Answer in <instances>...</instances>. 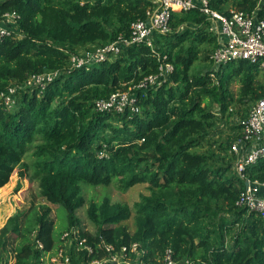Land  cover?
Returning a JSON list of instances; mask_svg holds the SVG:
<instances>
[{"label": "trees", "instance_id": "obj_1", "mask_svg": "<svg viewBox=\"0 0 264 264\" xmlns=\"http://www.w3.org/2000/svg\"><path fill=\"white\" fill-rule=\"evenodd\" d=\"M230 1L235 10L264 20V0L209 4L228 16L225 7ZM150 6L147 0H0V16L16 13L22 35L0 40V93L29 75L63 71L44 89L20 90L10 109L0 103V188L37 141L31 166L40 197L62 206L68 213L64 231L79 227L93 248L91 254L70 253L71 264L104 259L108 255L104 244L118 253L133 243L144 253L138 258L141 264H162L168 249L175 264H264V219L235 206L244 182L234 171L229 174L232 164L212 153L195 152L216 124L204 101L211 98L221 116L230 115L235 101L253 104L264 96V71L239 60L222 66L215 80L210 71L191 74L198 50L204 44L216 47L210 20L197 10L172 14L170 32L155 35V51L136 44L114 59L64 69L77 48L127 37L130 24L144 19ZM155 52L167 55L173 72L163 83L132 91L144 77L156 73ZM232 81L239 84L237 98L229 90ZM124 91L134 95L137 112L94 109L95 101ZM247 114L244 110L241 119ZM229 144L217 149H229ZM246 172L249 179L264 181V160ZM17 176L20 180L26 174L19 170ZM113 181L123 191L146 185L148 193L140 196L133 212L108 198L100 204L91 202L87 217L96 230L84 231L74 217L85 203L81 183L109 186ZM217 202L233 211V219L222 224L225 233H234L229 248L223 233L218 242L212 240L214 230L205 222ZM50 214L48 206L39 205L11 215L0 229V264L11 260L39 264L41 252L35 241L49 252L59 240ZM11 239L19 244L9 249Z\"/></svg>", "mask_w": 264, "mask_h": 264}, {"label": "built area", "instance_id": "obj_2", "mask_svg": "<svg viewBox=\"0 0 264 264\" xmlns=\"http://www.w3.org/2000/svg\"><path fill=\"white\" fill-rule=\"evenodd\" d=\"M151 6L146 10L144 19L132 22L129 26L127 37L119 36L115 41L104 46L91 48L83 53L72 54L69 58L68 69L88 67L105 60L119 56L124 49L143 44L155 51V35H165L170 32L172 14L197 10L210 20L212 33L216 37V47L210 55L211 63L218 70L231 61L244 60L257 65L264 71V20L255 18L254 13L230 11L224 15L213 10L209 0H147ZM263 1V0H258ZM18 16L14 12L4 13L0 16V40L4 38H21L17 28ZM158 63L157 71L148 75L132 88L145 90L168 80L173 72V65L166 54L155 52ZM218 70H211L210 77ZM63 71L55 70L49 73L29 75L23 83L13 84L5 92L0 93V103L7 109L15 104V97L20 90L27 88L44 89L53 79L58 78ZM214 80V79H213ZM136 99L131 92H115L107 99L95 101L94 109L99 112L115 111L122 113L126 109L137 112ZM238 133L229 144V153L235 157L233 171L244 182V189L236 200L235 206L264 219V181L249 179L246 169L264 160V96L256 100L250 107L248 114L241 121ZM60 240L74 242L77 253L85 250L93 253V248L87 244L85 237L80 234V229L70 227L61 232ZM138 243H133L128 248L122 247L120 252L114 251L113 246L104 244L103 249L108 254L102 260H93L90 264H127L128 259L134 255L137 264L143 251L138 250ZM35 249L41 252L39 264H71V255L65 256L62 250L54 253L44 252L43 245L35 241ZM78 257V256H77ZM133 258V257H132ZM186 264H193L186 261ZM162 264H175L171 259V250H166Z\"/></svg>", "mask_w": 264, "mask_h": 264}, {"label": "rangeland", "instance_id": "obj_3", "mask_svg": "<svg viewBox=\"0 0 264 264\" xmlns=\"http://www.w3.org/2000/svg\"><path fill=\"white\" fill-rule=\"evenodd\" d=\"M233 2L230 1L225 10L227 11H236L233 7ZM209 31H211V27H209ZM213 34V33H212ZM90 47H79L77 48V53H83L87 50H92ZM199 58L192 66L190 73L191 74H201L203 75L205 72L211 70H218L210 61V55L214 51V48L211 44H204L199 50ZM216 73H214L213 79H216ZM229 90L231 94L237 98L239 92V84L237 81H232ZM207 102V103H206ZM209 104L208 108L215 114L216 116V124L215 127L210 129V136L204 141L201 147L197 148L195 152L197 153H212L215 158L223 159V163L232 164V168L229 174L233 173V164L235 161V157L229 153V149L225 147V149L218 150V146L220 144L230 143L236 134L238 133L237 126L241 123V116L244 114V110L249 111L252 102L247 105L238 104L236 101L230 107V115L226 114L225 116H221L218 113V107L214 103L211 98H208L204 101V104ZM37 141H35L32 145H30L27 149V152L22 159L20 166H18L12 175L9 178L8 183L0 188V229L5 224L6 220L16 213L17 211L26 212L31 207H36L39 205H46L51 209V218L54 221V231L53 234L55 237L58 236V243L53 248L51 253H54L58 250H62L66 257L70 253L77 254L76 244L72 241L63 242L60 240V234L66 228V216L67 211L60 205H52L46 203L40 197V191L38 187L37 180L32 178L33 170L31 166V155L34 149V146L37 145ZM225 146V145H223ZM222 163V160L220 161ZM25 166V167H24ZM21 170L25 172L26 176L23 179H18L17 172ZM18 185V187H17ZM146 185H136L132 188L126 189L125 191L119 188V183L113 181L109 186H90L84 183H81V194L84 199V206L78 209L74 213L75 219L80 223V228L88 233H94L96 227L92 222L89 221L87 217V208L91 202L100 204L104 198H108L112 203H120L128 206L133 212V206L140 200V196L142 194H147ZM33 215V214H31ZM133 213L131 219L128 221L130 227H132L133 222ZM233 219V211L225 208L222 202L213 203L211 205L210 215L205 219V222L208 226L214 230L212 234V240L218 242L220 239L221 233L224 235L225 246L227 248L232 244V240L234 238V233H225V229H222L224 225H222L225 221ZM127 225V222L125 223ZM77 227V226H74ZM79 228V227H77ZM225 228V227H224ZM11 244L8 248L16 247L19 242L11 239ZM75 257V256H74ZM77 258V256L75 257ZM12 264L13 261L11 260ZM127 264H137L136 259L133 260L132 256L128 259Z\"/></svg>", "mask_w": 264, "mask_h": 264}, {"label": "clouds", "instance_id": "obj_4", "mask_svg": "<svg viewBox=\"0 0 264 264\" xmlns=\"http://www.w3.org/2000/svg\"><path fill=\"white\" fill-rule=\"evenodd\" d=\"M92 48H94V47H92ZM114 59V58H113Z\"/></svg>", "mask_w": 264, "mask_h": 264}]
</instances>
